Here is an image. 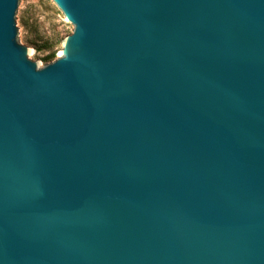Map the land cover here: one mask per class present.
<instances>
[{
  "label": "water",
  "instance_id": "obj_1",
  "mask_svg": "<svg viewBox=\"0 0 264 264\" xmlns=\"http://www.w3.org/2000/svg\"><path fill=\"white\" fill-rule=\"evenodd\" d=\"M43 67L0 0V264H264V0H52Z\"/></svg>",
  "mask_w": 264,
  "mask_h": 264
},
{
  "label": "rangeland",
  "instance_id": "obj_2",
  "mask_svg": "<svg viewBox=\"0 0 264 264\" xmlns=\"http://www.w3.org/2000/svg\"><path fill=\"white\" fill-rule=\"evenodd\" d=\"M21 5L22 46L31 49L33 62L41 68L61 56L62 42L73 26L52 0H21Z\"/></svg>",
  "mask_w": 264,
  "mask_h": 264
},
{
  "label": "bare ground",
  "instance_id": "obj_3",
  "mask_svg": "<svg viewBox=\"0 0 264 264\" xmlns=\"http://www.w3.org/2000/svg\"><path fill=\"white\" fill-rule=\"evenodd\" d=\"M31 52V49H28Z\"/></svg>",
  "mask_w": 264,
  "mask_h": 264
}]
</instances>
